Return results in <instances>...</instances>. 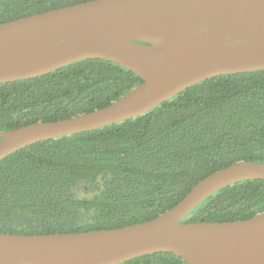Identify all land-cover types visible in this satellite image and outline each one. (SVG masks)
<instances>
[{
    "label": "trees",
    "instance_id": "16d2710c",
    "mask_svg": "<svg viewBox=\"0 0 264 264\" xmlns=\"http://www.w3.org/2000/svg\"><path fill=\"white\" fill-rule=\"evenodd\" d=\"M94 0H0V24ZM142 84L87 59L0 84V133L87 114ZM264 164V70L202 81L147 113L27 146L0 161V233L111 230L152 220L210 174ZM264 212V181L228 185L182 223L232 222ZM121 264H184L170 253Z\"/></svg>",
    "mask_w": 264,
    "mask_h": 264
},
{
    "label": "water",
    "instance_id": "95a60500",
    "mask_svg": "<svg viewBox=\"0 0 264 264\" xmlns=\"http://www.w3.org/2000/svg\"><path fill=\"white\" fill-rule=\"evenodd\" d=\"M87 59L115 63L142 84L93 112L0 133V161L36 143L136 118L209 78L264 70V0H94L0 24V84ZM257 180L264 181V164L241 161L143 223L0 233V264H121L156 253L184 264H264V212L241 221L182 223L216 191Z\"/></svg>",
    "mask_w": 264,
    "mask_h": 264
}]
</instances>
